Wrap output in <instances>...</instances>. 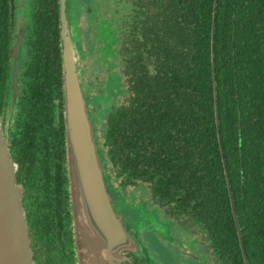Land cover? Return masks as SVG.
<instances>
[{
	"label": "trees",
	"instance_id": "16d2710c",
	"mask_svg": "<svg viewBox=\"0 0 264 264\" xmlns=\"http://www.w3.org/2000/svg\"><path fill=\"white\" fill-rule=\"evenodd\" d=\"M39 2L45 7L34 12L19 74L22 100L8 132L13 157L20 163L18 180L28 184V198L35 194L37 176L45 175L37 166L42 143L51 138L46 148L52 153L58 141L60 155H66L64 121L53 114L55 92L62 98L59 5L58 0ZM214 3L133 0L136 12L148 7L156 11L155 39L142 43L139 29L133 45L126 47L124 69L132 96L109 113L106 151L102 142L99 148L108 181L107 160L120 172L133 169L135 177L144 178L147 170L160 202L174 200L182 212L204 223L203 235L219 264H245L228 173L248 260L264 264V0H217L214 61L222 148L212 68ZM68 6L81 47L79 15L71 13L70 2ZM144 6V11L137 10ZM0 19L2 98L11 63L4 16ZM147 56L153 58L151 66ZM31 115L48 129L31 136L25 126ZM49 155L45 153L52 160ZM30 158L32 165L26 163ZM186 229L194 231L190 225Z\"/></svg>",
	"mask_w": 264,
	"mask_h": 264
},
{
	"label": "flooded vegetation",
	"instance_id": "af4514ba",
	"mask_svg": "<svg viewBox=\"0 0 264 264\" xmlns=\"http://www.w3.org/2000/svg\"><path fill=\"white\" fill-rule=\"evenodd\" d=\"M40 0H0V15L4 16V22L6 23L3 25L6 33H7V45L9 47L8 56L10 58V70L7 75L5 87H4V96L0 98V115L3 120H7L6 114L10 116V120L8 123L3 122L4 131L7 135L8 142V132L10 130V126L15 120L16 112L19 109L20 100H22L21 96V80H20V72L22 67V58L24 53L26 52V44L30 37L29 32L32 29V26L35 22L34 12L43 10L45 5L40 6ZM68 3L71 0H67ZM99 5L95 9H92L88 6V3L82 1L83 7L86 10L87 15L90 17V20L93 24V27L87 29L89 31H103L105 32L100 33L98 32L95 37L96 40L99 42H104L105 46L102 48H97V50H104L108 49L111 50L112 46L115 48L113 53L111 54L113 57L119 58L120 61L123 63V70L122 73L125 76V59L126 53L128 52L126 47L133 45L134 39L137 38V31L140 29L143 35V39L141 42H153L155 39V23H156V11L154 8L148 7H141L137 9L139 11L144 12H136L134 8L133 0H126L129 3V10L127 11L126 15L121 17L122 23L116 24V16L113 13L112 9L109 7L110 0H97ZM114 2H118L119 0H113ZM122 1V0H120ZM48 5L52 7L51 3L48 2ZM59 5V27L61 24L60 21V0H58ZM108 8V11H107ZM26 9V12L29 13V19H26L23 15L18 14L19 10ZM51 11V9H50ZM42 13V12H41ZM2 24V20L0 19V25ZM61 31V30H60ZM119 31H123V34L119 33ZM60 45L62 43L61 33H60ZM121 43V44H120ZM139 44V42H137ZM122 45L121 49L120 46ZM18 46L19 51L18 53L14 52V48ZM129 50V49H128ZM112 52V51H111ZM120 54H122V58H120ZM16 59L20 63V70L17 73L18 78V91L16 96H14V64ZM153 58L147 56V63L149 66L152 65ZM62 45H61V64H62ZM79 71V75L82 74L83 70L81 71V67L77 66ZM62 90H61V100L58 96L57 91L55 92V111L53 112L55 119L61 118L64 121V136L65 142L64 146L66 147V129H65V118H64V93H63V70H62ZM127 78V77H126ZM80 81L82 85V89L84 95L86 97L88 103V111L89 116L95 121L100 116L95 114L94 108V101H99L105 98L104 94L100 95H91L88 93V88L83 82V79L80 75ZM117 82L119 79L117 78ZM128 83V82H127ZM111 86V85H110ZM112 87V86H111ZM129 87V85H128ZM57 88L54 89V91ZM111 93V88H108ZM129 91V90H128ZM130 92V97L132 96V92ZM9 99L7 100V98ZM38 98V97H37ZM41 99V98H40ZM128 99V103H129ZM125 103V104H128ZM42 106L41 102L39 104ZM122 105V104H121ZM8 107H10V111H8ZM119 107L116 102L113 103L112 107L109 111L105 113V120L103 123L95 122L97 132H98V144L102 142V146L106 151V146L103 140H105V132L107 123V117L109 113ZM63 114V116H62ZM28 119V120H27ZM27 120L26 125L34 135L36 132H42L48 129V127H41L38 125L37 119L34 115L29 116L26 118ZM60 124V122H59ZM107 133V132H106ZM52 136V135H51ZM56 137V136H55ZM49 141H52L50 138ZM42 143L44 150L42 152L43 156L39 159L37 166L39 167V171H43L45 173L44 176L39 175L37 176V182L33 185L34 188V196L33 197H25L26 192V185H28L24 180L23 182H18L24 187V196L23 202L26 211V217L30 232L32 250H33V258L34 264H158V251L157 247L160 246V243H163L162 239L165 237L158 236L156 234V223L162 225H168L169 232L173 231V236L168 235V242L171 243V240L175 237L177 238L175 247H180V243L182 242V238L179 235L178 230L185 231L186 228L189 226L183 221H178L176 217H179L180 214L187 213L182 212L179 208V213L175 211H166L163 210L160 206H168L176 201L170 202H160L159 199L154 195V182L151 176V173L145 172L144 178H139L134 176L133 169L129 171L127 169H123L120 172L117 167H114L110 160L108 161V171H110L112 177L111 181H107V184L113 187L119 188L121 190L124 197H130L131 195L127 194V189L129 186H141L143 190L142 194H145L146 190L148 189V184H151L152 187H149V191L153 189L152 197L157 198L160 202V206L158 209H162L160 218L157 217V210H153L150 208V205H153L151 201H143L144 206L142 203L139 202L137 206L139 210L136 213V217L133 218V222L130 221L126 222L124 226L128 230V235L130 236L131 243L126 245V249H121L117 254V251L114 249L113 252L109 253L106 247H101L98 245L93 244L91 241L83 240L81 236L76 232V224L74 222V217L72 215L71 209V199L69 196L68 190V176H67V155H60L58 148L56 145L59 144L58 141H55L54 150L51 153L49 151V147L46 148L47 143ZM101 146V143L99 144ZM101 146V147H102ZM10 148V145H9ZM11 150V149H10ZM12 153V151H11ZM46 154H51L49 156H53L52 160H49L45 156ZM12 158L13 154H12ZM20 159V158H19ZM17 164L19 165L20 171V163L14 159ZM21 160V159H20ZM32 165V159L30 158L29 161H26ZM36 171V170H35ZM19 174L17 175L18 179ZM119 178L118 185L114 183ZM147 183V185H146ZM147 187V188H146ZM30 199V201H29ZM147 204V205H146ZM175 217V218H174ZM164 222V223H163ZM177 231V232H176ZM176 232V233H175ZM192 232V231H191ZM200 242V241H199ZM192 245V240L189 242ZM200 246H203V251H208L207 245L204 243H200ZM195 247V244L193 245ZM151 249L155 250L154 252ZM96 255V259L94 258ZM194 254H190L189 257L194 258ZM139 257H142L143 261H139ZM197 259L201 261H209L203 260L199 256H195ZM163 263V261H162ZM164 264V263H163Z\"/></svg>",
	"mask_w": 264,
	"mask_h": 264
},
{
	"label": "water",
	"instance_id": "95a60500",
	"mask_svg": "<svg viewBox=\"0 0 264 264\" xmlns=\"http://www.w3.org/2000/svg\"><path fill=\"white\" fill-rule=\"evenodd\" d=\"M217 0L214 3L212 26V68L215 89L216 125L219 131L220 146L223 147L218 113L216 74H215V28ZM60 33L62 39V70L64 93V118L66 129V155L68 170V190L71 199L72 215L76 232L82 239L106 247L117 254L131 243L128 230L124 226L122 209L132 208L129 201L115 187L109 186L107 165L99 148L97 129L89 116L88 103L84 95L78 66L79 52L83 50L74 39L73 24L70 20V7L67 0H60ZM19 47L14 48L18 53ZM79 51V52H78ZM20 63L14 64V96L18 91L17 73ZM224 166L227 171L223 153ZM19 165L12 158L7 135L0 115V264H34L30 232L23 202L24 187L18 182ZM232 209L240 235V243L245 264H250L236 205L226 174ZM118 196L115 197L111 190ZM114 193V192H113ZM96 259V255H94Z\"/></svg>",
	"mask_w": 264,
	"mask_h": 264
},
{
	"label": "rangeland",
	"instance_id": "374dc122",
	"mask_svg": "<svg viewBox=\"0 0 264 264\" xmlns=\"http://www.w3.org/2000/svg\"><path fill=\"white\" fill-rule=\"evenodd\" d=\"M83 0H71L70 6H71V13L79 15V18H77V28L79 29V33L81 31L80 36V42L82 43L81 49L83 50L82 53L79 51V57H78V66H80L83 70L81 75V78L83 79L84 84L88 88V93L91 95H100L104 94L105 98H102L99 101H94V110L95 114L97 116H100L97 120L99 123H103L105 120V113L110 110L113 103L116 102L119 106L121 104L128 103V99L130 96V92L128 91V83L126 76L123 75V63L120 61L119 58L113 57L111 54L113 53V48L111 50L104 49V50H97V48H102L105 46L104 42H99L96 40L95 35L100 32L104 33L105 30L99 31H89L87 32V29L90 27H93V24L90 20V17L87 15L86 10L83 7ZM88 6L92 9H95L98 7L99 3L97 0H87ZM109 7L112 9L113 13L115 14L117 20V23H122L121 17L125 16L127 11L129 10V3L126 0L114 2L113 0H110ZM108 11V8H107ZM18 14L23 15L26 19H29V13L26 12V9L19 10ZM119 33L123 34V31H119ZM121 44V43H120ZM122 45L120 46L121 49ZM112 51V52H111ZM122 58V54L119 56ZM80 71V70H79ZM117 78L119 79V82H117ZM111 85V91L112 93L107 90V86ZM9 97L7 98V100ZM10 111V107L7 109ZM7 120H3L2 122L8 123L10 120V116L6 114ZM107 122V121H105ZM6 125V124H5ZM119 178L114 183L115 185H118ZM154 183V182H151ZM147 185V183H146ZM148 189L146 190L145 194L143 193V190L141 189V186L134 187L129 186L127 189V194L131 195L130 197H125L126 200L129 201V204L132 206V208H129L128 210L122 209L120 212L124 214V219L126 222L130 221L133 222V218L136 217V213L139 210V207L137 204L139 202L142 203V206H144L143 201H151L153 205H150V208H153V210H157V217L160 218L161 210H166L168 212L175 211L179 213V209L177 206V202H173L171 204H168V206H160V202L157 200V198L152 197L153 195V189L149 191V187H152L151 184H148ZM112 187V185L110 184ZM110 187V190L112 194L117 197L118 193ZM147 188V187H146ZM114 192V193H113ZM119 192L122 194L121 190ZM123 195V194H122ZM147 205V204H146ZM161 207L162 209H158V207ZM133 211V212H131ZM194 215H189L188 213L180 214L179 217H176L178 221H183L186 224L193 227L194 231H182L178 230L179 235L182 238V242L180 243V247H175L177 238H173L171 240V243L168 242V235L173 236V231L170 233L168 229V225H162L159 223H156V234L161 237H165V239H162L163 243H160V246L157 247L158 251V264H217L218 255H215L212 252V249L210 248L208 242L206 241L203 234H205V227L204 223L198 221ZM175 218V217H174ZM164 223V222H163ZM177 232V231H176ZM175 232V233H176ZM190 240H192V245L189 244ZM200 241V242H199ZM203 242L205 245H207L208 251H198L200 247V243ZM195 244V247L193 245ZM151 251H155L151 249ZM156 252V251H155ZM157 253V252H156ZM190 254H194L195 256L201 257L203 260H209L207 261H201L197 259L195 256L194 258L189 257ZM139 261H143L142 257H139ZM163 261V263H162ZM156 264V263H155ZM219 264V263H218Z\"/></svg>",
	"mask_w": 264,
	"mask_h": 264
}]
</instances>
